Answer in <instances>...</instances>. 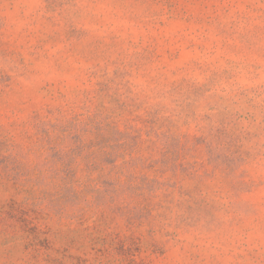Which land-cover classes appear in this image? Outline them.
I'll use <instances>...</instances> for the list:
<instances>
[{"label": "rangeland", "instance_id": "1", "mask_svg": "<svg viewBox=\"0 0 264 264\" xmlns=\"http://www.w3.org/2000/svg\"><path fill=\"white\" fill-rule=\"evenodd\" d=\"M0 264H264V0H0Z\"/></svg>", "mask_w": 264, "mask_h": 264}]
</instances>
